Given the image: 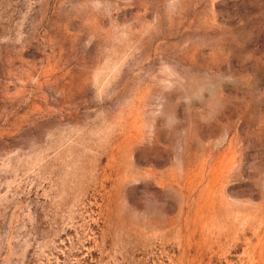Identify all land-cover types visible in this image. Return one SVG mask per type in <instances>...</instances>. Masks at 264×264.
<instances>
[{
	"label": "rangeland",
	"instance_id": "obj_1",
	"mask_svg": "<svg viewBox=\"0 0 264 264\" xmlns=\"http://www.w3.org/2000/svg\"><path fill=\"white\" fill-rule=\"evenodd\" d=\"M0 264H264V0H0Z\"/></svg>",
	"mask_w": 264,
	"mask_h": 264
}]
</instances>
